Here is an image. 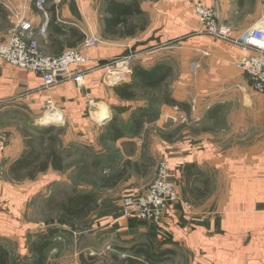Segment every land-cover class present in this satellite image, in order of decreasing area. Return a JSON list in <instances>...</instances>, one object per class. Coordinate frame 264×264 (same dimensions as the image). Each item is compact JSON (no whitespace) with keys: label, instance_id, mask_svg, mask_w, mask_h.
<instances>
[{"label":"crops","instance_id":"crops-1","mask_svg":"<svg viewBox=\"0 0 264 264\" xmlns=\"http://www.w3.org/2000/svg\"><path fill=\"white\" fill-rule=\"evenodd\" d=\"M37 1L0 0V43L20 22L31 25L48 55L79 48L85 38L95 37L100 43L82 51L89 60L80 66L85 72L82 85L61 77L59 85L43 89L39 75L0 60V133L8 137L0 151V248L8 251L13 242L26 247L30 233L18 219L31 211L33 196L51 181H62L65 163L62 171L49 169L35 181H17L10 173L33 153L43 134H54L62 155L66 152L73 159L86 155L88 163L78 166V171L92 176L100 168L119 167L139 150L147 124L177 107L185 113L184 118L175 117L177 123L190 119L187 123L200 126L220 121L225 126L217 131L219 138L230 136L233 141L212 148L168 145L164 153L151 138L152 150H161L169 163L180 201L167 209L158 225L120 218L118 232L131 235L129 240L136 244L153 236L157 250L173 251L172 257L181 264H264V99L236 66L242 57L238 46L198 35L200 25L192 15L198 0H117L122 6L136 4L140 11L128 20L135 27L130 36L107 32L105 22L112 18L108 0H44L42 10ZM201 1L207 7L218 6L220 20L234 37L258 20L248 13L252 0ZM230 19L241 22L231 24ZM44 24L46 32L41 34ZM80 35L84 39L79 41ZM129 55L134 56L129 68L137 67L154 78L163 75V82L169 79L168 100L181 107L118 96L115 88L120 84H115H131L135 75L122 69L107 72V68ZM136 82L138 90L148 87ZM46 113L60 117L62 127L44 125ZM134 119L140 121L139 128ZM197 189L204 196L197 197ZM73 264L81 263L75 259Z\"/></svg>","mask_w":264,"mask_h":264},{"label":"rangeland","instance_id":"rangeland-1","mask_svg":"<svg viewBox=\"0 0 264 264\" xmlns=\"http://www.w3.org/2000/svg\"><path fill=\"white\" fill-rule=\"evenodd\" d=\"M248 13H250L251 18L254 14L258 16V20L262 18L264 16V0H252ZM229 22L231 24H239L234 22L241 21L230 19ZM136 81L140 82L135 77L131 90L135 100L166 102L169 99L167 94L169 79L141 90L135 88ZM259 96L264 99L263 94H259ZM172 110V113L166 111L159 115L158 121L147 124V130L139 141L141 142V145L138 146L139 150L134 151L133 155L131 154L124 158L123 163L116 169L106 166V168L93 171V175L88 176L83 171H78V166L80 168L83 165H87V156L80 155L73 159L74 156L66 155L65 152L62 155L65 169L60 173L62 181H51L47 189H43V191L33 196V201L29 208L31 211L21 215L22 219H18L20 226L23 224L30 234L26 236L25 248L19 247L17 242L16 244L13 242L8 247L6 246L9 264H34L35 254L30 250L31 245L38 240L40 230L46 231L43 232L46 235L51 228H56L57 233L53 238V244L48 246L44 252V264H73V260H78L80 256L86 259L93 257L97 260L96 264H114L111 258L112 255L119 259L133 256V248L141 243L138 242L136 244L135 241L129 240L131 235L123 236L118 232L119 226L116 221L120 219L121 200L130 192L139 194L146 190L148 184L153 180L159 164L166 160L165 156L162 155V151L165 153L168 145L180 146L186 143L194 146L207 145L212 148L216 143L221 144L222 142L226 144L233 141L230 136L228 139H220L221 133L217 134V131H221L223 126H225L220 121L218 123L207 121L199 126L195 122L187 123L190 121V119H187L186 124H179L176 122L177 118L175 117L182 115L184 118L185 113L180 112L177 107H173ZM175 119L176 121H174ZM55 127L60 129L62 123ZM224 131L226 130L224 129ZM222 133L228 135L227 132ZM236 136L238 135L236 134ZM151 138L159 143L162 151L157 150L154 152V149L152 150L153 145L149 141ZM21 174L23 175L22 172L19 173V175ZM120 174H122V179L120 178L121 180L118 181ZM22 179L16 180L23 181ZM37 179H39L38 175L32 181ZM128 185L131 188H127ZM74 191L81 193L91 191L94 194V203L85 223L75 222L74 228H71L59 222L57 217L59 211L56 205L65 203L66 198ZM20 226H18L19 229L24 227ZM147 241L145 238L142 243H147ZM154 247L157 249L158 245L157 247L154 245ZM172 256L167 255L166 259L168 260L163 258L165 260L159 264H181L183 262L179 263ZM141 259L143 258L141 257Z\"/></svg>","mask_w":264,"mask_h":264},{"label":"built area","instance_id":"built-area-1","mask_svg":"<svg viewBox=\"0 0 264 264\" xmlns=\"http://www.w3.org/2000/svg\"><path fill=\"white\" fill-rule=\"evenodd\" d=\"M43 2L44 0L37 1L38 9H43ZM192 15L200 25L198 35L214 40L231 41L238 46L242 57L236 66L252 83L255 93L264 95V17L241 35L234 37L232 29L220 20L217 5L207 7L198 0L192 7ZM46 28L44 24L39 30L40 33H45ZM99 43L95 37L85 38L79 48L67 49L58 55H48L37 42L31 25L20 22L10 29L8 39L0 43V60L14 68L39 75L43 89L51 90L62 80H73L77 85H82L85 72L80 66L89 62L82 51ZM133 58L134 56L129 55L115 61L108 66L107 72L122 69L131 73L129 66ZM72 65L77 66L73 71L70 69ZM47 104L51 106L50 102ZM58 119L61 120L60 117ZM7 142L8 137L0 133V151L6 148ZM179 201L178 183L171 177L169 163L164 160L159 164L153 181L143 193L123 197L120 218L158 225L162 222L167 209Z\"/></svg>","mask_w":264,"mask_h":264},{"label":"trees","instance_id":"trees-1","mask_svg":"<svg viewBox=\"0 0 264 264\" xmlns=\"http://www.w3.org/2000/svg\"><path fill=\"white\" fill-rule=\"evenodd\" d=\"M108 2L112 18L105 22L107 32L112 35H119L124 33V35L130 36L134 34L135 27L128 24V20L131 17L140 14V11L135 6L136 4L122 6L117 2V0H108ZM78 39L79 41L83 40L84 36L80 35ZM132 72L140 82L148 87L150 85H157L160 81H162L164 77L163 75H161L158 78H154V74L144 73L137 67H134L132 69ZM132 88L133 82L131 84L123 83L120 84V86H117L115 88V91L116 94L121 98L130 100L134 98V94L131 91ZM166 102L174 106H180L178 103L172 100L167 99ZM138 122L140 121L135 120L136 125ZM139 126L137 125L138 128ZM114 131L116 132V135H120L118 133V129H115ZM49 169L62 171L63 156L59 149V141L54 136V134L48 132L47 134L42 135L41 139L37 142V148L33 150V153L30 154L27 158L18 161L15 164L14 168L11 169L10 173L17 180L22 178L33 179L36 175L46 172ZM188 170H190V168H188L187 171ZM21 172L23 173V175H19V173ZM196 192H198V194H195L197 197L204 196V192L201 193L199 189H197ZM199 193L201 196L199 195ZM93 203V193H81L78 191H74L70 196L66 198L65 203L56 205V208L59 211V214L57 215L59 222L66 224L71 228H74L75 222L85 223L87 217L91 212V206ZM56 233L57 229L51 228L48 230V233L46 235L39 237L38 240L31 245L30 250L33 254H35L34 264L44 263V252L48 246L53 244V238ZM147 240V243H141L139 246L133 248V256L119 259L118 257L112 255L111 258L114 261V264H159L161 261L167 258V255H175V253L170 250L160 251L155 249L153 244V236L148 237ZM141 257L143 259H141ZM79 261L81 264H96L97 262V260L93 257H88L86 259L82 256L79 257ZM0 264H9L8 252L3 250L2 248H0Z\"/></svg>","mask_w":264,"mask_h":264},{"label":"water","instance_id":"water-1","mask_svg":"<svg viewBox=\"0 0 264 264\" xmlns=\"http://www.w3.org/2000/svg\"><path fill=\"white\" fill-rule=\"evenodd\" d=\"M125 83L124 81L122 82H117L115 85ZM43 123L44 125H59L61 123V120L58 119L54 114L52 113H46L45 116L43 117Z\"/></svg>","mask_w":264,"mask_h":264},{"label":"bare ground","instance_id":"bare-ground-1","mask_svg":"<svg viewBox=\"0 0 264 264\" xmlns=\"http://www.w3.org/2000/svg\"><path fill=\"white\" fill-rule=\"evenodd\" d=\"M119 70V69H118Z\"/></svg>","mask_w":264,"mask_h":264}]
</instances>
